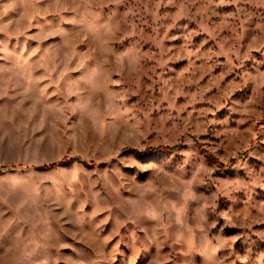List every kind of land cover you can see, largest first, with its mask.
<instances>
[{
    "label": "rangeland",
    "instance_id": "374dc122",
    "mask_svg": "<svg viewBox=\"0 0 264 264\" xmlns=\"http://www.w3.org/2000/svg\"><path fill=\"white\" fill-rule=\"evenodd\" d=\"M0 264H264V0H0Z\"/></svg>",
    "mask_w": 264,
    "mask_h": 264
},
{
    "label": "trees",
    "instance_id": "16d2710c",
    "mask_svg": "<svg viewBox=\"0 0 264 264\" xmlns=\"http://www.w3.org/2000/svg\"><path fill=\"white\" fill-rule=\"evenodd\" d=\"M127 150H129V149H127ZM176 150H177V148L150 149V150H147L146 152L142 153L141 155H148V154L155 153V152H158V151L174 152V151H176ZM125 151H126V150H125ZM130 151H133L134 153L139 154L138 152H136V151H134V150H130ZM209 157H210L213 161H215L216 163H218V161H217L213 156L209 155Z\"/></svg>",
    "mask_w": 264,
    "mask_h": 264
}]
</instances>
